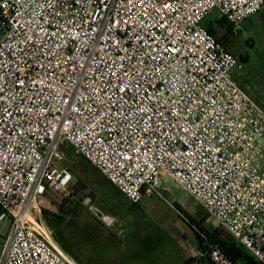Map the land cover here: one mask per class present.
Returning <instances> with one entry per match:
<instances>
[{
    "label": "built area",
    "instance_id": "1",
    "mask_svg": "<svg viewBox=\"0 0 264 264\" xmlns=\"http://www.w3.org/2000/svg\"><path fill=\"white\" fill-rule=\"evenodd\" d=\"M215 10L222 39L203 26ZM263 10L264 0H0V224L10 221L0 264H77L40 209L48 192L71 194L67 146L132 204L165 199L172 178L264 264V108L225 45ZM209 256L233 264L218 243Z\"/></svg>",
    "mask_w": 264,
    "mask_h": 264
},
{
    "label": "rangeland",
    "instance_id": "2",
    "mask_svg": "<svg viewBox=\"0 0 264 264\" xmlns=\"http://www.w3.org/2000/svg\"><path fill=\"white\" fill-rule=\"evenodd\" d=\"M213 24L219 38H224L225 22L217 10L203 22L204 27ZM225 43L240 59L234 70L235 78L246 84L253 82V96L264 107V10L247 19L238 36L228 37ZM63 154L62 165L74 175L69 184L71 194L64 198L50 192L40 204V209L43 214L58 213L57 199L65 201L64 211L67 213L62 214V234L66 244L83 263L210 264L208 259H202L205 255L196 233L198 226L212 237L217 231L221 232V242L236 243L172 178L167 176L162 183L161 192L165 199L144 197L135 208L118 188L75 150L67 146ZM126 202L129 206L125 205ZM9 225L8 219L0 224L1 237L5 238ZM201 237L207 242L205 235ZM208 241L206 246L213 245L211 239ZM141 247H146L145 251Z\"/></svg>",
    "mask_w": 264,
    "mask_h": 264
},
{
    "label": "trees",
    "instance_id": "3",
    "mask_svg": "<svg viewBox=\"0 0 264 264\" xmlns=\"http://www.w3.org/2000/svg\"><path fill=\"white\" fill-rule=\"evenodd\" d=\"M209 32L214 35L215 37H217L219 39V33L218 30L214 27H208ZM228 30L227 27H224V33L223 36L225 35L226 31ZM256 100V99H255ZM263 107V106H262ZM264 108V107H263ZM50 192H48L46 194V198H48ZM58 213H51V212H45L43 214L45 221L47 222V224L49 225V227L53 230L54 233V237L56 238L57 243L68 252V254L72 255V257L74 259H76L79 264H85L83 263L79 258L78 255L75 254L71 248L66 244L65 238L63 237L64 231H62V227H63V221H64V217H63V213H67V211H64L65 207V201L64 200H58ZM135 205V204H134ZM70 211V210H69ZM209 217V215L207 216ZM192 224V223H190ZM192 226H194L192 224ZM63 233V234H62ZM196 233L199 237V241H200V249L203 250V254L205 255L204 259H208L210 264H215L210 256V249L211 246H206L205 243H207V245L210 243L215 244L218 243L220 244L223 253L226 255V257L233 263V264H260V262H258L253 256H251L250 254H248L241 246L237 245L236 243H231L229 241H224L221 242L220 238H221V232H216L214 233L213 237L209 235V232H206L201 226L196 227ZM201 235H205L207 237V242L203 240V238L201 237ZM212 237V238H210ZM210 238V239H208ZM86 255L88 256V252L86 253ZM86 264H90V262L88 261V263Z\"/></svg>",
    "mask_w": 264,
    "mask_h": 264
},
{
    "label": "crops",
    "instance_id": "4",
    "mask_svg": "<svg viewBox=\"0 0 264 264\" xmlns=\"http://www.w3.org/2000/svg\"><path fill=\"white\" fill-rule=\"evenodd\" d=\"M166 177H167V176H165L164 178H166ZM163 181H164V179H163ZM117 193L119 194V197L121 198L120 193H119L118 191H117ZM125 205L129 206V203L126 202ZM131 205H132L133 207L137 208V206H138L139 204H135V205H134V204L131 203ZM133 207H131V208H133ZM226 234L229 236V238L233 239V238H232L227 232H226ZM225 240H226V239H225ZM233 240H234V239H233ZM234 241H235V240H234ZM235 242H236V241H235ZM236 243H237V242H236ZM237 244H238V243H237ZM238 245H239V244H238ZM239 246H240V245H239ZM141 249L145 251L146 247H143V248L141 247ZM202 259H203V261L206 260V259H204V258H202Z\"/></svg>",
    "mask_w": 264,
    "mask_h": 264
},
{
    "label": "flooded vegetation",
    "instance_id": "5",
    "mask_svg": "<svg viewBox=\"0 0 264 264\" xmlns=\"http://www.w3.org/2000/svg\"><path fill=\"white\" fill-rule=\"evenodd\" d=\"M233 51V50H232ZM238 58V57H237ZM238 60H239V62H240V59L238 58ZM240 82V81H239ZM240 84L241 85H245V86H247V87H249L250 88V90H251V93L252 94H254V83L252 82V83H248V84H246V83H242V82H240Z\"/></svg>",
    "mask_w": 264,
    "mask_h": 264
},
{
    "label": "water",
    "instance_id": "6",
    "mask_svg": "<svg viewBox=\"0 0 264 264\" xmlns=\"http://www.w3.org/2000/svg\"><path fill=\"white\" fill-rule=\"evenodd\" d=\"M260 264H262V263H260Z\"/></svg>",
    "mask_w": 264,
    "mask_h": 264
}]
</instances>
